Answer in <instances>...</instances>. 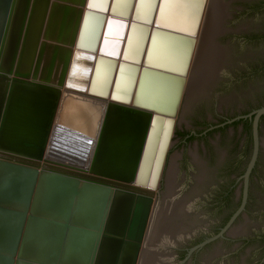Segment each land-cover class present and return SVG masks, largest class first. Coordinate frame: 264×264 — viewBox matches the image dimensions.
Returning <instances> with one entry per match:
<instances>
[{"label":"water","instance_id":"obj_1","mask_svg":"<svg viewBox=\"0 0 264 264\" xmlns=\"http://www.w3.org/2000/svg\"><path fill=\"white\" fill-rule=\"evenodd\" d=\"M195 1L200 5L193 31L151 28L147 20L138 59L132 60L127 49L135 22L125 37L128 22L120 21L124 31L109 55L104 45L110 19L103 30L105 15L92 9V0H0V264H255L264 257L263 245L245 256L248 247L228 253L231 247L221 240L264 222L259 208L255 218L245 215L235 223L245 209L264 114V0H210L186 88L206 3ZM115 4L104 3L110 11ZM161 4L153 0L156 21ZM137 9L138 0H128L126 16ZM91 15L98 17V28L93 51L86 52L80 47ZM158 32L185 52L182 66L148 62ZM80 55L88 60L80 86L89 94H98L92 86L101 61L109 65L105 95L115 93L122 67L130 70L125 103H96L63 92L74 86ZM145 74L157 77L161 82L151 85L165 86L167 96L138 104ZM78 105L88 107L94 130L73 138L64 127L72 124L66 117L75 112L71 106ZM240 112L251 113L239 118L255 115L256 147L244 200L232 215L237 204L227 196L230 178L217 175L214 157L241 159L250 144L249 127H208ZM153 130L155 145L143 172ZM190 132L195 135L188 138ZM261 136L264 145V122ZM242 168L241 163L235 175ZM147 174L150 181L156 176L157 199L152 187L139 184ZM204 178L201 187L197 182ZM219 228L182 260L183 244Z\"/></svg>","mask_w":264,"mask_h":264},{"label":"bare ground","instance_id":"obj_2","mask_svg":"<svg viewBox=\"0 0 264 264\" xmlns=\"http://www.w3.org/2000/svg\"><path fill=\"white\" fill-rule=\"evenodd\" d=\"M92 1H93L92 9L95 11L103 12L105 15V22H104L103 30H105L106 24L108 20L110 19V22H109L110 25H109L108 35H107L108 36L107 43H105L104 45V51L107 52L109 55L115 53L116 47L119 43L118 39L121 36V33H123L124 31L123 25L120 21L126 20L128 22L126 32L123 33L125 37H127V33L129 31L131 22H135L136 25H134L132 29L130 42L128 44V49H127V57L132 60L138 59L137 55H138L139 47H140V44L142 42V38L144 35L143 27H145L144 24L142 23H144L145 21L150 20L149 26L151 28H153L154 26L156 27L160 26V27H166V28L167 27L177 28L183 31H193L194 27H196V23H198V7L200 3L196 2L195 0H162V4L160 7V11H159V20L157 21L155 20V17L151 18L153 0H138L137 13L130 14L128 16H126V13H127L126 11L128 10V0H116V2H118L119 5H122L124 7L122 8L123 12H119V13L115 12V9H113V11H110L109 8H107V6L104 5L105 0H92ZM209 3H210V0H206L203 13H202V17L200 19L198 28L196 30V34H195L196 45H195L194 53H193V56H192V59L189 65V69L185 75L187 79L186 88L188 85L190 73H191L193 62L195 59V55H196L197 47L199 44L200 36L202 33V29H203L204 21L206 18ZM116 5L117 4H115L114 8L116 7ZM91 17L94 19L92 20V18L91 19L88 18L89 22H87L84 37L81 43L82 47H80L83 51H86V52L93 51L94 47H93V43L91 42V39L93 38V36H95L96 29L98 28L97 26L98 17L92 16V15ZM157 34L158 35H156V37L153 39V43L149 51L148 62L153 65L164 66L167 68H173L175 66L176 67L182 66L183 59L185 57V52L181 49L180 45L178 46V44L174 42L173 39L166 38L160 32H158ZM124 45H125V41L122 45L120 54L123 52ZM183 45H185V43ZM75 48H77V45L74 47V49ZM87 62H88L87 57L80 55V58L77 60L75 64V71L71 79V82L73 83L74 86L65 87L64 88L66 90L65 92L72 93L74 90H76L80 92L78 94H81V93L83 94L85 91H87L88 93V90H84L80 86V84L82 83L81 81L84 75L85 66ZM108 73H109L108 63H104V62L102 63L101 61L98 66L96 76L94 79V83L92 86L93 91L98 94L93 95V94L88 93L89 95H91L89 96V98L92 97V98L103 99L99 103L116 102V101L120 103H125V100H126L125 90L130 83V70L124 66L122 67V70H121V73H120V76L117 82V88L113 95L111 93H109L108 95L103 94L104 86L108 79ZM146 74L145 76H148V77H146V81L145 83H143V85L145 84V89L143 88V85H142V89L144 90V92L142 91L141 96H138V99L136 101L138 104H143V103L153 104V103H156L155 101H157V99H161V97L167 96V93H165V90L162 88V87L165 88V86H162V87L155 86L154 87L151 85V83H154L153 85L159 84V82L161 81L156 79L157 77H153L152 75H146ZM185 92H186V89H185ZM178 118H179V115H178ZM163 128H164V134L167 135L168 125L164 123ZM155 135H156V131L153 130L151 133V138H150L148 148H147V154H146L145 161L143 164V170H144L143 172H145L149 166L150 157L152 156L154 145H155V140H156ZM171 144H172V141H171ZM155 171H156V168H155ZM150 177H151V174L150 176L149 174H147L146 177H141V179H139V184L147 188L152 187V189L154 190V193H156L157 189L159 188L157 187L155 189L156 176H152L151 181H150ZM153 210L154 209L152 208V213H153ZM152 213H151V217H152ZM151 217H150V221H151ZM148 228H149V225H148ZM147 232H148V229H147ZM147 232H146V235H147ZM144 243H145V240L142 245V250H143ZM142 250L140 253V257L142 254ZM139 261H140V258H139Z\"/></svg>","mask_w":264,"mask_h":264},{"label":"flooded vegetation","instance_id":"obj_3","mask_svg":"<svg viewBox=\"0 0 264 264\" xmlns=\"http://www.w3.org/2000/svg\"><path fill=\"white\" fill-rule=\"evenodd\" d=\"M263 106L264 105H262L261 107ZM251 112H248V113L240 112V113H236L233 115H227V116L221 117L220 119L221 122L219 121L212 122L211 124H209V127H208V130L214 131L218 129H225L229 125H236L237 123H240V122L243 123V129L246 130V132H247L246 127H249V135H247L248 136L247 138H249L250 144L247 150H246V146L243 147L245 151L241 155L242 157L241 159L232 158V160H229V162H227L225 161V159L223 160V157H221L220 155L218 157L217 155L214 157V161H215L214 168H215L217 175L218 176L220 175L222 177H225L228 175L230 178V180H228L230 184H229V189L227 191V196L229 197L230 200H232L233 202H235V204H237L234 212H232V215L241 206L244 200V188L246 185L245 174L252 161V158L255 152V147H256L255 132H254L255 115H253L252 117L239 118L240 116H246L250 114ZM263 122H264V114L258 120V125H257L258 126V152H257V156L255 159V163L252 167V170L250 172L249 179H248V196H247L245 209L243 213L238 217L235 223H237V221H239L240 219H243L245 215L247 218L253 219L255 218V215L258 214L257 211L259 208L264 209V145H263L262 136H261L262 131H263ZM176 133H178V124L176 126L175 135H177ZM194 135L195 134L193 132H190L187 135V137L188 138L193 137ZM241 163H242L243 168L239 173L237 172V175H235L236 167L239 166ZM205 173L207 172L205 171ZM223 174L225 176H223ZM205 180L206 179L204 178L203 180H199L198 182L196 180V182L201 187H204L206 185ZM254 186L259 187L257 193H254L253 191ZM232 215L228 217V221ZM252 226L253 227L251 228L250 232H244L242 234H238L235 236L225 234V238L221 240L226 242V245L229 246L228 248L231 247L228 250V253L232 251L235 252V250H240L245 247H248V249L245 251V256H248L249 252L253 248L261 246V245L264 246V222L254 223ZM220 230L221 228L217 229L213 234L209 233L208 235H204V236L197 238L193 245L183 244L184 248L182 249V252H183L182 260L185 259L188 249L190 247L202 242L206 237L217 234ZM195 254L196 252L192 255V257ZM255 264H264V257L260 260L255 261Z\"/></svg>","mask_w":264,"mask_h":264},{"label":"crops","instance_id":"obj_4","mask_svg":"<svg viewBox=\"0 0 264 264\" xmlns=\"http://www.w3.org/2000/svg\"><path fill=\"white\" fill-rule=\"evenodd\" d=\"M116 4L117 5L114 8L115 12H118V13L119 12H123L122 8H124V7L122 5H119L118 2H116ZM37 7L39 9V4H38ZM65 91L66 90L63 89V92H65ZM74 91L72 93L76 94L79 97L80 96H85V97L91 96V95H89L87 93V91H85L83 94L82 93L78 94V93H80L79 91H76V90H74ZM90 98L96 103H99V102H101L103 100V99H100V98H92V97H90ZM92 108L95 109L96 107H92ZM70 109H71V111L75 110V112L72 115H66V117H68V119H71L70 121L72 123L71 125L70 124H66L67 126L64 127V129H66V131L69 132V134H67V135H70L73 138L74 137H79L80 138V135H85L83 133L85 131H87L88 133H91L94 129H93V124L91 123V121L88 118V112H87L88 111V107H84V105H80V106L78 105V106H71ZM60 115H61V112H60ZM21 249L23 251H40V246H21Z\"/></svg>","mask_w":264,"mask_h":264},{"label":"rangeland","instance_id":"obj_5","mask_svg":"<svg viewBox=\"0 0 264 264\" xmlns=\"http://www.w3.org/2000/svg\"><path fill=\"white\" fill-rule=\"evenodd\" d=\"M159 188H160V186H159ZM159 188L157 189V195H158V191H159ZM157 195H156V199H157ZM155 202H156V200H155ZM154 205H155V203H154ZM153 209H154V206H153Z\"/></svg>","mask_w":264,"mask_h":264}]
</instances>
